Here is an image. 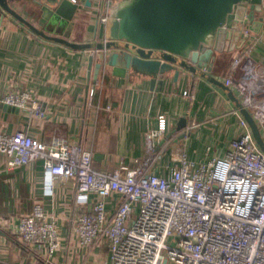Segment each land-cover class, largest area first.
<instances>
[{
    "label": "crops",
    "instance_id": "obj_1",
    "mask_svg": "<svg viewBox=\"0 0 264 264\" xmlns=\"http://www.w3.org/2000/svg\"><path fill=\"white\" fill-rule=\"evenodd\" d=\"M25 2L16 5L17 11L32 21ZM85 10L74 20L72 42L92 41L94 9ZM261 17L262 23L250 25L261 43L251 50L249 58L264 65V1ZM231 45L229 42L226 47ZM239 50L226 51L214 61L211 75L223 85ZM88 55L87 51L42 39L9 16L0 17V133L20 131L43 143L64 138L89 150L95 169L110 172L121 162L130 168L136 166L146 154L147 132L157 128V118L164 116L166 132L158 142L153 172L165 175L174 144L184 147L189 159L207 161L223 155L229 141L241 132L238 110L228 97L231 92L239 101L234 88L226 91L192 75H182L176 82L170 77L162 88L158 84L151 88L149 78L132 73L127 80L117 78L109 67L102 68L94 81V66L88 73ZM243 63L241 60L233 72L234 82L243 74ZM9 90L29 93L43 116L4 105L1 99ZM90 91L91 101L87 96ZM180 119L186 125L177 131ZM259 126L264 136V128ZM6 163L7 158L0 155V264H109L106 239L86 248L75 231L74 220L87 213L96 199L94 194L79 197L72 178L54 179L49 190L41 160L11 171ZM119 201L116 194L107 198L108 215ZM34 205H40L57 225L59 247L49 259L44 247L24 244L13 232Z\"/></svg>",
    "mask_w": 264,
    "mask_h": 264
},
{
    "label": "built area",
    "instance_id": "obj_2",
    "mask_svg": "<svg viewBox=\"0 0 264 264\" xmlns=\"http://www.w3.org/2000/svg\"><path fill=\"white\" fill-rule=\"evenodd\" d=\"M115 1L93 3L98 24L106 25ZM240 32L245 42L224 85L236 90L242 107L264 128V65L249 58L261 38L248 24ZM241 60L243 74L234 82ZM87 93L91 101L93 91ZM1 102L43 116L26 91L9 90ZM236 113L241 132L223 155L191 160L184 147H177L169 155L165 175L153 172L158 142L166 132L164 116L147 132L146 154L134 168L121 162L113 171H100L80 144L64 138L43 143L20 131L0 133V155L7 158L8 171L41 160L49 190L54 179L72 178L79 197L94 194L87 213L74 220L75 231L86 248L106 239L109 264H264V154ZM113 194L120 201L108 215L106 200ZM13 232L24 244L44 247L47 259L59 247L56 222L40 205L21 217Z\"/></svg>",
    "mask_w": 264,
    "mask_h": 264
},
{
    "label": "water",
    "instance_id": "obj_3",
    "mask_svg": "<svg viewBox=\"0 0 264 264\" xmlns=\"http://www.w3.org/2000/svg\"><path fill=\"white\" fill-rule=\"evenodd\" d=\"M20 1L0 0L1 19L9 16L42 39L87 51L88 73L94 66V81L102 68L109 67L117 78L127 80L130 73L145 76L151 88L156 84L162 88L170 77L176 82L182 75H192L229 91L211 75L214 61L226 51L241 49L245 40L240 31L245 24L262 23L264 0H116L105 26L94 15L92 41L86 43L69 38L74 20L93 8V0H25L32 21L18 13ZM228 97L264 154L258 121L231 92ZM185 125L180 119L177 131Z\"/></svg>",
    "mask_w": 264,
    "mask_h": 264
},
{
    "label": "rangeland",
    "instance_id": "obj_4",
    "mask_svg": "<svg viewBox=\"0 0 264 264\" xmlns=\"http://www.w3.org/2000/svg\"><path fill=\"white\" fill-rule=\"evenodd\" d=\"M176 146H177V144H174V149H176V148H177ZM170 264H171V263H170Z\"/></svg>",
    "mask_w": 264,
    "mask_h": 264
}]
</instances>
